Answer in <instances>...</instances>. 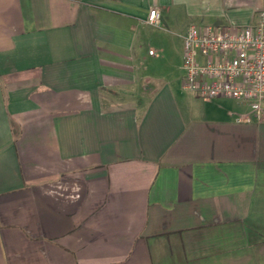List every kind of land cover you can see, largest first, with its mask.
<instances>
[{
	"label": "crops",
	"instance_id": "obj_1",
	"mask_svg": "<svg viewBox=\"0 0 264 264\" xmlns=\"http://www.w3.org/2000/svg\"><path fill=\"white\" fill-rule=\"evenodd\" d=\"M263 12L0 0V264H264V100L203 98L144 50L149 24Z\"/></svg>",
	"mask_w": 264,
	"mask_h": 264
},
{
	"label": "built area",
	"instance_id": "obj_2",
	"mask_svg": "<svg viewBox=\"0 0 264 264\" xmlns=\"http://www.w3.org/2000/svg\"><path fill=\"white\" fill-rule=\"evenodd\" d=\"M161 13L152 8L149 21ZM183 86L203 98L264 100V12L254 24H193L184 37ZM153 52V50H150Z\"/></svg>",
	"mask_w": 264,
	"mask_h": 264
},
{
	"label": "rangeland",
	"instance_id": "obj_3",
	"mask_svg": "<svg viewBox=\"0 0 264 264\" xmlns=\"http://www.w3.org/2000/svg\"><path fill=\"white\" fill-rule=\"evenodd\" d=\"M188 26L186 24H176L173 28L165 30L159 29L155 25H148L145 53L147 55V63L150 66V70H160L165 68L176 69L180 76L182 73L183 60H184V38ZM150 48L155 51V55H150ZM163 56L156 63L153 59L157 56Z\"/></svg>",
	"mask_w": 264,
	"mask_h": 264
}]
</instances>
